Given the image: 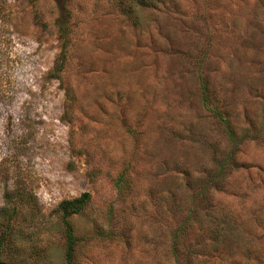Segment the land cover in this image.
<instances>
[{"label": "rangeland", "instance_id": "374dc122", "mask_svg": "<svg viewBox=\"0 0 264 264\" xmlns=\"http://www.w3.org/2000/svg\"><path fill=\"white\" fill-rule=\"evenodd\" d=\"M133 13L0 0V264H264V0Z\"/></svg>", "mask_w": 264, "mask_h": 264}, {"label": "trees", "instance_id": "16d2710c", "mask_svg": "<svg viewBox=\"0 0 264 264\" xmlns=\"http://www.w3.org/2000/svg\"><path fill=\"white\" fill-rule=\"evenodd\" d=\"M119 9L123 11V13L128 14L129 18L132 19V22H136V16H133L134 12V5H146V6H153V7H166L168 5L174 6L176 3V0H112ZM134 17V18H132ZM60 32L62 36H66L67 29L65 26L60 27ZM65 45V44H64ZM64 45L62 47V55L64 51ZM201 94H202V101L203 104L208 107V109L218 118V120L223 124L225 127L229 138L235 142V136L233 134V131L231 130L229 126V121L225 114L219 110L216 107H210L209 106V96L207 94V87L203 83L201 86ZM89 194L87 192L82 193L78 198H73L69 200H63L59 204V208L62 211V213L65 216H68L70 214L78 213L85 204L86 200L88 199ZM66 242H67V250H66V263L70 264V258H71V252L73 249V245L75 242V237L73 235L72 228L67 225L66 227Z\"/></svg>", "mask_w": 264, "mask_h": 264}]
</instances>
